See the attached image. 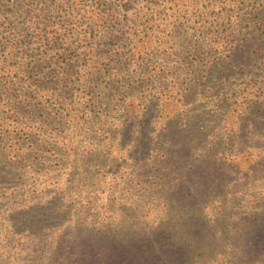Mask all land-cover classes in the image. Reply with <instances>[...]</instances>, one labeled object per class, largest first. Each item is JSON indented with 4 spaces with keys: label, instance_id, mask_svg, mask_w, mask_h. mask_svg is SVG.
<instances>
[{
    "label": "rangeland",
    "instance_id": "obj_1",
    "mask_svg": "<svg viewBox=\"0 0 264 264\" xmlns=\"http://www.w3.org/2000/svg\"><path fill=\"white\" fill-rule=\"evenodd\" d=\"M155 1L82 0L71 17L55 0H0V264L120 263L166 215L173 242L189 238L185 264H264V121L243 113H264V70L248 57L264 42ZM262 1L244 2L246 33L264 34L251 23ZM41 20L65 37L45 41ZM178 108L200 134L166 156L158 142L180 134H159ZM121 121L141 126L117 146Z\"/></svg>",
    "mask_w": 264,
    "mask_h": 264
},
{
    "label": "trees",
    "instance_id": "obj_2",
    "mask_svg": "<svg viewBox=\"0 0 264 264\" xmlns=\"http://www.w3.org/2000/svg\"><path fill=\"white\" fill-rule=\"evenodd\" d=\"M58 2V3H57ZM246 0H158V2H154L155 5H164L165 8L168 10H171L170 14H172L175 10V13L178 11H185L189 10L197 5L201 7L200 11V17L201 20L205 25L212 26L214 23H221L223 25L226 24H235L237 28L233 31H229V36H235L239 40L244 41L246 44L250 43V41H254L255 43L264 42V34L259 31V29H254L251 34L246 33V27L242 24V22H245L243 18H245L241 14L242 6L245 4ZM65 4H70L67 13L72 17L74 14H79L82 6V0H55V10L61 9V7ZM262 5V6H261ZM260 8H256L255 11H257V14L255 17L251 18V23L255 24H263L264 23V0L260 3ZM214 8H218L219 10H214ZM205 11H208L205 13ZM217 11V12H214ZM94 19L93 15L88 16V21H91ZM244 20V21H242ZM58 22H43L37 21L35 22V30L40 35L41 38H44L45 41L51 42L58 38L65 37V32L63 29L58 28L57 26ZM56 26V28H55ZM50 29V31L48 30ZM23 31V30H22ZM20 31V32H22ZM24 37L23 33H20L16 39L15 42H18V39H22ZM258 40V42H257ZM71 47H66L64 49H70ZM216 53H219L222 51L219 47L213 48ZM211 49L210 51H212ZM251 53L248 55V57L252 60L251 65H254L257 69L264 70V45L262 47L253 48L250 50ZM235 51L232 50V53L230 54L227 61H221L216 64H212L213 72L217 74L219 71H223L225 73L226 71H229L234 67V61L232 60L233 57H235ZM11 57H15L16 54L11 52ZM11 69H13V66H10ZM185 97V96H183ZM263 103H260L258 105V110H254L249 108H245L243 111L245 123L250 122L251 127L254 122H252V117H256L258 119H262L261 121H264V115L262 111L263 107L261 106ZM255 108V105H254ZM261 113V114H260ZM197 120H195V118ZM262 117V118H261ZM194 120V121H193ZM196 121L198 120V116H193L190 119H187L184 117L183 113H181L180 109L178 108L174 115L167 119V121L164 123V126L160 129L161 133L159 134L160 137L166 138L168 134L171 133L173 128H177V133L170 134V138H178L179 140L174 141L172 143L169 141H161L158 142V145L160 146L159 151L163 153V155H166L170 152L169 148L175 146V147H184V136L189 133L193 134H200L198 130L201 129V126H196ZM244 123V124H245ZM250 125V124H249ZM135 122H132L131 124H124L122 121L119 122L117 129H118V143L117 146H119L123 140V137L125 135L129 136L133 141L135 136L138 134V130H135V128L139 127ZM198 129V130H197ZM252 129V128H251ZM185 133V134H183ZM183 134V135H181ZM140 139V134H139ZM166 146V148H165ZM166 190H169V187H165ZM183 189V188H182ZM190 193V192H189ZM167 206L169 205L166 202ZM169 210V209H168ZM167 210V211H168ZM24 214L30 213V210L23 209L21 211ZM34 215L37 213V211H32ZM167 220V222H166ZM170 216L166 215L162 221L158 223V226L156 227L155 231L159 232V236L157 238H154L153 232H143L141 231V235L143 236V242L141 246H129L128 250H125V253H121V255H130L128 260H123L120 263H111V264H185V261L188 260L187 256L184 257L183 254L185 251L181 252L182 249H184L185 243L188 241V237L184 236V233H180V239H176V242H173V238L171 234V231L173 229V225L170 224ZM197 225V223H196ZM223 226H219V228H222ZM127 229V228H125ZM131 231L126 230V235L131 233ZM134 232V231H133ZM232 234V233H231ZM242 236H239L240 238L244 239L245 241H250L249 235L246 233V229L242 230ZM235 235V234H234ZM232 234V237L234 236ZM152 239H157L158 246H156ZM109 242V241H108ZM109 245V244H108ZM138 245V244H137ZM192 251L194 252L195 256L202 257L201 253L205 250H199L197 252L196 248L193 246ZM174 252V253H172ZM198 253V254H197ZM240 253V252H239ZM238 254V253H237ZM236 254V255H237ZM249 256V249L244 250L243 253L236 257V259L233 261H239L243 258H246ZM260 254H257V256ZM130 261V262H129ZM246 263V262H245ZM243 263V264H245ZM232 264V263H231ZM239 264V263H235ZM247 264V263H246Z\"/></svg>",
    "mask_w": 264,
    "mask_h": 264
}]
</instances>
